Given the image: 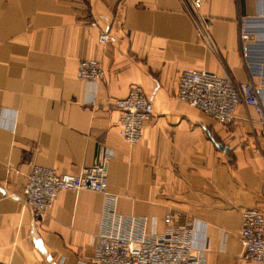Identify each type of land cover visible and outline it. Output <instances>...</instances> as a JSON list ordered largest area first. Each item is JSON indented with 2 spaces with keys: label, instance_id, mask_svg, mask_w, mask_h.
<instances>
[{
  "label": "crops",
  "instance_id": "1",
  "mask_svg": "<svg viewBox=\"0 0 264 264\" xmlns=\"http://www.w3.org/2000/svg\"><path fill=\"white\" fill-rule=\"evenodd\" d=\"M243 25L251 35L245 55ZM100 32L110 36L104 46ZM81 60L105 71L91 94L75 77ZM186 70L252 83L264 110V0H203L194 14L181 0H0V119L16 113L13 130L0 124V262L92 257L102 195L62 191L41 219L17 197L33 166L77 175L107 149L118 214L156 218L160 231L166 215H177L197 223L193 244L206 264H254L240 260L238 234L242 211L264 217L258 117L240 105L225 126L179 101ZM133 86L152 102L153 117L130 146L115 102Z\"/></svg>",
  "mask_w": 264,
  "mask_h": 264
},
{
  "label": "built area",
  "instance_id": "2",
  "mask_svg": "<svg viewBox=\"0 0 264 264\" xmlns=\"http://www.w3.org/2000/svg\"><path fill=\"white\" fill-rule=\"evenodd\" d=\"M181 2L191 14L203 5V0ZM245 28L241 27L240 35L243 55L248 51L251 38ZM109 40L108 33H99L100 45H106ZM104 76L103 66L97 60H81L77 65L75 77L87 86L88 94ZM176 97L225 126L233 122L238 106L252 107L258 117L264 146V110L259 91L252 83H236L206 71L186 70L179 75ZM93 99L94 92L91 105ZM115 108L119 112V136L130 146L137 145L145 123L153 117L152 102L140 87L133 86L126 98L115 102ZM0 120L1 126H10L13 130L16 113L9 116L5 113ZM114 158L115 153L103 149L96 164L80 169L77 175H59L51 168L33 166L17 198L34 219H41L62 191H90L103 196L99 228L93 238V255L80 264H206L204 251L193 244L198 233L196 222L191 223L190 228L189 223L180 224L177 215L168 214L162 219L165 229L160 231L156 218L124 216L116 212L117 198L107 191L109 164ZM238 240L241 261L264 264V217L258 210L242 211Z\"/></svg>",
  "mask_w": 264,
  "mask_h": 264
}]
</instances>
